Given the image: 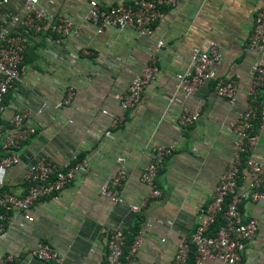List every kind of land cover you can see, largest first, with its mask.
Listing matches in <instances>:
<instances>
[{"label":"crops","instance_id":"obj_1","mask_svg":"<svg viewBox=\"0 0 264 264\" xmlns=\"http://www.w3.org/2000/svg\"><path fill=\"white\" fill-rule=\"evenodd\" d=\"M119 0H98L103 7ZM131 2L132 0H121ZM86 0H42L52 16H67L77 27L70 37L51 32L33 34L24 49L20 79L4 96L0 113L1 140L8 119L25 110L35 132L17 149L19 161L7 169L1 190L21 194L26 189L23 171L40 157L69 162L86 160L56 198L41 197L29 209L31 221L14 215L0 235V264H54L32 257L29 250L39 240L63 257L61 264H103L107 231L126 232L121 264H169L182 234H190L202 218L201 211L232 153L229 126L246 105L251 70L258 54L246 46L253 16L264 0H179L162 7L149 37L130 29L106 28L97 34L82 19ZM5 12H20L19 0H10ZM157 40L158 70L132 108L120 111L119 95L147 60ZM213 40L220 59L211 66L213 77L236 81L232 99L217 96L213 80L182 99L175 88V74L188 67L194 48ZM68 87L74 91L67 105L59 102ZM264 89V88H262ZM197 110L193 123L179 127L175 120L181 105ZM105 109L122 116L112 126L101 113ZM156 144L171 145L155 183L158 197L147 199L138 212L126 203L139 204L146 188L139 174ZM249 155L264 162V127L258 130ZM123 158L124 179L119 187L124 203H112L98 187L115 170V158ZM246 174L240 171L237 188L243 190ZM244 218L257 220V231L241 255L242 264H264V200H243ZM149 218V226L144 221ZM159 220L160 223H157ZM141 232L134 254L128 253L136 232ZM7 256H10L9 260ZM189 261L187 262V264ZM202 264H221L205 259Z\"/></svg>","mask_w":264,"mask_h":264},{"label":"built area","instance_id":"obj_2","mask_svg":"<svg viewBox=\"0 0 264 264\" xmlns=\"http://www.w3.org/2000/svg\"><path fill=\"white\" fill-rule=\"evenodd\" d=\"M42 0H19L18 12H5L10 0H0V113L4 109V96L19 81L24 49L29 38L36 33L51 32L59 37L72 36L77 27L67 16H52ZM179 0H132L117 1L103 7L98 0H86L82 19L93 25L97 34L106 28L130 29L139 37H149L155 22L163 16L162 7H175ZM162 46L157 40L147 53V60L130 79L124 91L119 95L118 106L125 111L137 104L146 87L158 70L156 51ZM246 46L258 54L251 70L250 83L246 93V105L238 112L229 126L232 134V153L215 184L209 201L201 211L202 218L188 235L179 236L175 251L169 264H185L193 248V264H202L205 259H213L221 264H242L241 255L246 252L248 242L252 240L258 227L254 217L244 218L239 204L247 199L257 202L264 200V162L252 158L248 151L255 144L258 130L264 127V7L253 16L252 29ZM220 59V53L213 40L202 47L194 48L189 56L188 67L175 74V88L182 99L190 96L199 86L213 80V91L217 96L232 99L236 92V81L229 77H213L211 66ZM74 91L68 87L62 99L55 104L67 105ZM101 113L115 126L122 118L120 114L105 109ZM200 113L181 105L176 116L179 127L187 126L198 119ZM8 131L1 140L4 155L0 157V235L4 234L6 224L18 214L24 220L31 221L29 209L41 197L56 198L62 188L78 173L86 170V160L73 157L69 162H56L40 157L29 163L23 171L26 189L21 194L1 190L4 175L10 167L17 164V149L27 140L35 127L28 121L25 110L14 111L8 119ZM172 152L171 145L156 144L151 147L146 164L139 174V181L145 186L146 193L139 204L126 203L133 213L147 199L160 195L155 178L162 161ZM123 158H115V170L98 187V193L112 203L123 204L119 187L124 179ZM240 171L246 175L243 190L237 188ZM219 217V222L215 227ZM149 218L144 221L150 223ZM160 223L159 220H156ZM141 232L137 231L128 247V253L134 254L140 242ZM126 232L121 227L107 231L103 264H121L122 247ZM32 257L61 264L63 257L52 249L46 240L37 241L29 250ZM10 260L11 257L7 256Z\"/></svg>","mask_w":264,"mask_h":264},{"label":"trees","instance_id":"obj_3","mask_svg":"<svg viewBox=\"0 0 264 264\" xmlns=\"http://www.w3.org/2000/svg\"><path fill=\"white\" fill-rule=\"evenodd\" d=\"M263 92H264V89H263ZM219 221H220V220H219V217H218L217 220H216V223L213 225V227H215L216 224H217ZM125 241H126V240H125ZM188 261H189L188 264H193V248L190 249V254H189L188 259L186 260V263H185V264H187Z\"/></svg>","mask_w":264,"mask_h":264}]
</instances>
